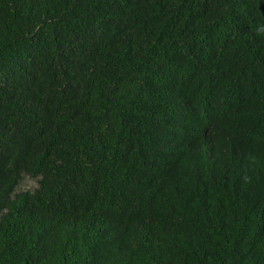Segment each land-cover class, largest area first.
I'll return each mask as SVG.
<instances>
[{
    "label": "trees",
    "instance_id": "1",
    "mask_svg": "<svg viewBox=\"0 0 264 264\" xmlns=\"http://www.w3.org/2000/svg\"><path fill=\"white\" fill-rule=\"evenodd\" d=\"M0 264H264V0H0Z\"/></svg>",
    "mask_w": 264,
    "mask_h": 264
},
{
    "label": "rangeland",
    "instance_id": "2",
    "mask_svg": "<svg viewBox=\"0 0 264 264\" xmlns=\"http://www.w3.org/2000/svg\"><path fill=\"white\" fill-rule=\"evenodd\" d=\"M37 180L25 177L19 186V191H34L37 188Z\"/></svg>",
    "mask_w": 264,
    "mask_h": 264
}]
</instances>
